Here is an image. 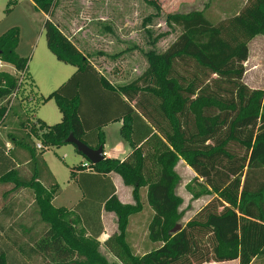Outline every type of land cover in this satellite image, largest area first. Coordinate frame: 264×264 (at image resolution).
Returning a JSON list of instances; mask_svg holds the SVG:
<instances>
[{"label":"trees","instance_id":"16d2710c","mask_svg":"<svg viewBox=\"0 0 264 264\" xmlns=\"http://www.w3.org/2000/svg\"><path fill=\"white\" fill-rule=\"evenodd\" d=\"M31 1L46 16L43 28L48 49L57 60L76 69L43 99L57 102L61 120L51 126L38 118L22 122L27 134L12 141L28 150L37 168L47 148L36 155L32 136H39L43 127L47 128L41 134L44 146H59L73 134L97 148L104 144L102 127L123 121L120 133L131 146L126 157H104L96 164L85 158L88 166L82 163L70 168L71 177L75 170L87 169L98 176L115 172L132 188L137 203L138 191L145 187L147 203L153 210L148 239L160 245L142 257L130 252L125 228L128 216L138 205L122 203L112 191L103 200L104 210L117 218L116 230L103 242L107 250L121 264L232 260L251 264L264 254V88H251L243 81L248 44L264 33V0H246L237 13L216 23L201 11L169 14L168 22L180 33L163 52H146L147 68L122 86H114L52 21L58 0ZM18 43L16 27L0 35V60L12 65L15 73L28 60L16 53ZM16 88L17 76L0 71V100ZM7 113L6 106H0V126ZM179 159L202 179L203 192L214 197L203 212L171 232L181 220L179 207L183 202L174 193L180 177L173 167ZM16 163L14 154L0 140V183L31 187L39 213L50 228L32 250H1L0 264H18L13 261L15 253L27 258L22 260L24 264H34L32 257L38 254L45 255L46 264L106 263L94 247L98 244L96 236L90 234L92 240L84 238L76 232L73 221L66 219L69 209L51 204L59 185L54 182L41 187L35 180L38 168L30 179H20ZM76 181L86 194V181ZM203 237L210 238L211 247L201 244ZM69 253L85 260H69Z\"/></svg>","mask_w":264,"mask_h":264},{"label":"rangeland","instance_id":"374dc122","mask_svg":"<svg viewBox=\"0 0 264 264\" xmlns=\"http://www.w3.org/2000/svg\"><path fill=\"white\" fill-rule=\"evenodd\" d=\"M245 1L58 0L51 19L65 34L73 37L72 40L82 55L91 61L114 86H122L137 79L147 68L146 52L149 50H154L157 53L163 52L180 33L177 26L168 22L169 14L201 11L207 19L216 23L237 13ZM45 19V14L37 10L31 0H0V35L12 27H16L19 31L16 53L28 59V69L19 84L17 96L12 101L5 123L0 126V140L3 144L11 142L13 137L19 138L21 135H25L22 122L31 123L38 118L46 126H51L61 120L57 102L54 99L43 102V99L66 81L76 67L73 64L57 60L48 49L43 28ZM3 63L0 71L14 74V69L9 64ZM244 66L243 81L251 88L263 89L264 33L258 34L249 43V56L244 62ZM41 130L39 136H32L31 146L36 155L40 151L35 150V143L42 141L41 134L47 132V128L43 127ZM117 135L118 131L115 127L105 129L104 139L107 146L110 145L112 149L119 151ZM44 148L47 149L42 154L43 161H41L42 159L41 162L38 161L36 166L40 168V163L44 162V165L54 173L61 190L55 204H68L75 198L78 191L77 187L71 183L70 168L80 165L84 162L85 157L78 153L71 143H63L59 146L45 145ZM28 168L31 174L28 173L25 165H20L17 170L20 179H30L33 170L37 169L33 161ZM173 170L180 177L174 193L183 200L179 207L181 220L176 225L183 227L197 213L203 212L205 206L214 196L203 192L202 179L196 178L195 172L182 159H179L174 165ZM35 177L41 187H48L38 170H36ZM1 188L0 194L2 193ZM11 189V194L30 193L35 197L31 187L18 185L15 188L12 185ZM145 192V187L139 189L137 203L131 191L132 203H126L138 205L137 210L128 216L125 228V242L130 252L137 257L144 256L160 245V242L148 239L147 226L153 216V210L147 203ZM33 208L38 215L37 219H40L39 230L42 233L45 228H50V224L39 213L36 200H34ZM221 209L222 207H219L218 211ZM66 219L73 221L76 232H80L79 234L84 238L92 240L90 234L86 232L74 214L69 213ZM116 220L115 216V222H112V225L114 224L117 228ZM109 225L108 223V228L111 229V225ZM25 240H29V237H25ZM201 240L202 245L211 247L209 237H203ZM96 242L98 244L96 246L95 243L94 247L105 258L106 263L95 261L94 264H121L100 241ZM69 254V260L76 259L77 262L85 260L76 253ZM46 260L44 254H38L33 258L34 264H46L44 263ZM202 264H238V262L237 260L209 261ZM252 264H264V254L254 258Z\"/></svg>","mask_w":264,"mask_h":264},{"label":"crops","instance_id":"0c3cea01","mask_svg":"<svg viewBox=\"0 0 264 264\" xmlns=\"http://www.w3.org/2000/svg\"><path fill=\"white\" fill-rule=\"evenodd\" d=\"M31 3L32 5H34L32 1ZM65 35L73 42L72 36H69L67 34ZM10 66L11 68H13L12 65ZM122 124L123 121L120 120L117 122L109 123L102 127L103 133H105V129L107 127H115L118 131V140L116 141L117 143L119 142V151H117L114 148L112 149L110 145L107 146L106 140L104 139V157L122 160L131 151V146L129 145L128 141H126L121 136L120 128ZM4 144L5 146H7L6 150L11 151L14 154L15 160L17 162L15 165V169L18 170L20 165H25L26 170H28V173L31 174V171L28 168L31 163L28 150L21 145H15L13 141L8 143L4 142ZM35 150L37 151L38 149L35 148ZM41 161H43V159ZM85 161L86 160H84V162ZM39 166L40 168L37 167L38 173L39 175H41L42 180L46 185H48V187L52 183L56 182L54 173L44 165V162L40 163ZM94 175L95 174L92 171H88L87 169H85L84 171L75 170L74 177H71V183H73L78 189L75 198L73 200H70L68 204L63 203L60 205H56L55 200L58 199L61 193V190L58 189V192L52 199L51 204L54 207L68 208L70 214H74L75 217L79 219V222L82 224V227L86 230V232L88 234L95 235L96 239L103 244L104 240L116 230L114 224L112 225V222H115V214L113 212L104 210L103 200L113 191L122 203H132V198L130 195L132 190L130 186L123 183L120 175L115 172H111L106 176ZM77 178L83 180V182L86 181V183H84L86 194L84 195L76 181ZM91 178H94L95 180L91 181ZM12 185V182H7L2 183V186H0L2 187V193L0 194V251L8 250L9 252H13L15 250H32V248L37 247L36 242L39 238L38 235L41 233L39 230L41 222L39 218L37 219L38 215L36 214V210H34L33 208L35 197L30 193L11 194L10 191H12ZM108 223L111 225V229L108 228ZM47 229L48 228H45L40 235L46 232ZM27 236L29 237V240H25V237ZM34 256L32 257V263H34ZM24 259L27 258L19 256L17 253L14 254L13 261L15 263L16 261H18V264H24L22 261Z\"/></svg>","mask_w":264,"mask_h":264},{"label":"water","instance_id":"95a60500","mask_svg":"<svg viewBox=\"0 0 264 264\" xmlns=\"http://www.w3.org/2000/svg\"><path fill=\"white\" fill-rule=\"evenodd\" d=\"M66 143L73 144L76 147L77 151L82 154L85 158H87L92 164H96L104 159L103 146L92 148L83 143L81 140L74 137L73 134L68 135V137L66 138ZM179 228L180 226L176 225L172 228L171 232H175Z\"/></svg>","mask_w":264,"mask_h":264},{"label":"built area","instance_id":"2783aa9c","mask_svg":"<svg viewBox=\"0 0 264 264\" xmlns=\"http://www.w3.org/2000/svg\"><path fill=\"white\" fill-rule=\"evenodd\" d=\"M3 61L0 60V67L3 66ZM27 69V65L20 71H17L15 75L17 76V86L19 87V84L21 83V80L24 76V73ZM15 71V70H14ZM17 90L16 88L10 95L0 100V106L4 105L7 108V112L10 109V106L12 105L13 99L17 96ZM45 146L41 143V141L35 143V148L38 150H42ZM84 166H88V161L83 162Z\"/></svg>","mask_w":264,"mask_h":264}]
</instances>
